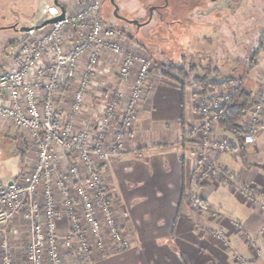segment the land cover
I'll use <instances>...</instances> for the list:
<instances>
[{
	"label": "built area",
	"instance_id": "built-area-1",
	"mask_svg": "<svg viewBox=\"0 0 264 264\" xmlns=\"http://www.w3.org/2000/svg\"><path fill=\"white\" fill-rule=\"evenodd\" d=\"M95 9L90 6L41 29L25 31L26 37L10 50L7 61L0 62V126L9 124L25 135L36 152L35 163L24 177L0 179L2 264H13L4 228L14 218L28 224V264L46 260L47 264H64L61 247L75 249L73 253L87 262L90 238L102 249L103 231L111 251H121L129 244L113 215L101 166L124 150L137 105L145 94L150 60L124 50L113 27ZM60 13L56 5H40L33 25ZM112 71L119 88L107 94L106 83L99 78ZM70 85H75L72 102L64 110L58 102ZM92 90L102 102L86 114V98ZM257 93L241 126L246 144L256 141L258 123L264 122V75ZM230 95L220 94L213 103L203 96L198 102L202 124L194 142L200 178L231 176L214 160L215 154L230 150V141L213 133L214 109ZM234 186L237 193L256 200L253 186ZM62 217L68 223L65 236L59 234Z\"/></svg>",
	"mask_w": 264,
	"mask_h": 264
},
{
	"label": "crops",
	"instance_id": "crops-1",
	"mask_svg": "<svg viewBox=\"0 0 264 264\" xmlns=\"http://www.w3.org/2000/svg\"><path fill=\"white\" fill-rule=\"evenodd\" d=\"M208 8L195 9L191 18L194 14L210 15L205 12ZM183 24H186L185 29L191 28L190 21ZM221 28L224 32V25ZM180 42H175L174 55L179 54L184 62L190 51L182 39ZM14 47L11 45L9 49ZM260 53L261 61L259 59L257 67L250 72L253 89L264 75L263 48ZM217 55L219 57L220 53ZM218 71L216 66L211 70L213 74H219ZM225 72L222 78L227 76L229 68ZM110 83L113 90L119 88L115 74ZM74 86L66 87L58 102L61 109L69 108ZM230 87H214L203 94L195 83L181 85L157 71L150 74L125 140V149L111 158L102 175L104 187L111 193L112 209L118 220L125 221L122 228L129 244L124 251L98 259L95 264H185L183 258L186 264H238L237 256L250 264H264V205L258 195L264 190V156L260 163L254 155L259 147L260 132L254 143L245 145L246 163L236 150L219 154L217 160L231 173L230 177L226 174L203 179L197 171L194 138L202 124L198 102L205 96L213 103ZM90 93L86 98L87 106H91L93 99L98 101L96 91ZM214 131L234 141L217 124ZM0 134L19 141L24 164L17 173L0 179L24 177L36 160L32 143L9 124L0 126ZM181 140L183 144H179ZM4 144L0 137V160ZM235 182L253 186L258 195L255 202L239 197L233 187ZM191 196L200 200L199 210L191 206L188 200ZM233 222H237L238 227ZM4 229L12 263L28 264L25 256L29 236L27 222L14 218ZM216 231L223 234L226 244L213 237Z\"/></svg>",
	"mask_w": 264,
	"mask_h": 264
},
{
	"label": "rangeland",
	"instance_id": "rangeland-1",
	"mask_svg": "<svg viewBox=\"0 0 264 264\" xmlns=\"http://www.w3.org/2000/svg\"><path fill=\"white\" fill-rule=\"evenodd\" d=\"M116 1L118 4V10L120 15L126 20H136L138 22H142L143 19L146 18L145 16L148 9L147 7L142 6L138 4L136 1H131V0L130 1L116 0ZM46 3L52 4L53 2L52 0H0V25L3 26L8 23H16V22L24 26L25 24L27 25L34 24L33 23L34 15L36 14L39 6L40 5L43 6ZM68 4L71 7V11L76 12L77 7L75 6L74 2ZM211 5L212 3L210 2L208 4V7ZM195 9L196 8L183 7L180 10L179 16L184 17L185 14L191 11H195ZM67 12H69V9H67ZM205 12L209 13L210 15H206L207 17L206 16L203 17V16H196L194 14L195 17L189 19V21L191 22L190 29H185L183 27L178 26L177 24H173V28L171 32L173 33V35L176 36V37L174 36L173 38L169 36L170 34L169 30L163 29L162 26L152 21L150 23H145L141 25V27L139 28L133 24H129L126 22H121V23L115 22L112 19V17L109 16V13L110 14L112 13L110 11V7L108 6V4L102 7L101 14L103 16L104 22L116 28L117 30H120L122 26L124 27L127 26L131 30H135V29L140 30L137 34L138 39L139 40L146 39L151 48L156 47L155 41L157 39L162 41L163 46L165 47L167 46V48L170 49L172 48L176 49L175 42H178L180 44L181 39L185 42V46L189 49L190 54L187 55V60L184 59L186 60L184 62L183 60H180L179 54L174 55V52H172L170 49H168L169 50L167 52L168 55L166 56L165 55L162 56V54H154L149 49H147V52L149 54L133 55L136 57L149 58L150 71L148 76H150V74L155 71L159 73V71L156 69L157 62L173 63L178 66L185 65L187 67L191 65H196V66L198 65L200 70L203 69L204 71L206 72L208 71L209 73L215 66H217L219 69L218 71L219 74L218 75L216 74V76H218V78L220 77V75H221L220 78H222L223 73H226L225 70L228 68L230 70L231 69L234 70L233 74L235 76L241 75V71H243L244 67L246 66L247 60L251 58V53H253L254 50H257V48L262 49V45L264 44V35H263L264 34V0H221L220 2H217L215 5H213L211 9L209 7L208 10H206ZM206 13H204V15ZM197 17H203V18L197 20L198 19ZM222 25H224V32L222 31L223 29L221 28ZM228 29H229V34L227 33ZM25 37H26L25 32H19V31L13 32V30L8 28L7 29L0 28V62H2V60L4 59L7 61V57L10 56L9 52L11 49L9 48H11V42L13 40H15V42H20ZM120 37L121 40L131 43V40L128 39L127 36L121 35ZM217 53L218 54L220 53L219 57ZM260 56L261 53L258 55L257 59L258 60L260 59L261 61ZM107 57H105L104 59L107 60L108 59ZM113 79H114V71L110 72V74H107L104 77L102 76L99 78V80H103L106 83L108 91L105 93L107 94L109 91L111 92L113 90L112 89L113 87L111 86L110 83V80ZM248 88L249 89L254 88L252 73L248 74ZM257 88L258 85L255 89H253L252 102L257 97L258 94ZM233 89L234 86L230 87L227 90V92H230V94L232 95ZM90 95L93 94L90 93ZM93 102L96 103L94 104ZM101 102L102 101L100 102L97 100L95 101V99L91 100L90 101L91 106H88V111L86 114H92V112L96 110L97 105H99ZM248 116L249 114H246L243 117V119L240 122V126L245 124ZM258 124L260 125V129H259L260 133L258 132L259 138L257 139V145L259 147L254 155L257 156V160H259V162L262 163L263 162L262 159L264 156V122L263 124H261V122H259ZM213 130H214V126H213ZM213 133L215 134L216 137L219 138L225 137L226 139H228L224 135L215 133V131ZM0 137L5 142L4 154L2 155L0 160V177H4L9 174H15L22 169L24 165L22 162L23 149L18 140L10 138L9 136L5 137V135L2 134H0ZM195 138L197 139V136ZM229 141L231 148L226 152H231L232 150L234 151L236 150L237 151L236 153L240 155L239 149H234L232 147L235 144V140L234 141L229 140ZM183 143L179 142V144H183ZM226 152H222V153H226ZM222 153L219 152L215 154L214 160H217L219 154ZM110 160L111 158L108 159L106 163L101 166L102 175H103L104 167L107 165V163ZM209 177L217 178L219 176L210 175V176H206L205 178H209ZM102 184L104 186L103 181ZM234 185H237L239 187L240 184L235 182V184H233V187H235ZM106 191L108 192L112 202L111 193L108 191V189H106ZM255 191L257 192V190ZM236 194L239 197L243 198L246 202H255L245 198L242 194H239L237 192ZM260 194L258 195L262 198V204L264 205V190L263 192L260 191ZM188 200L191 206L195 210H199L201 208L200 200H198L194 196H191ZM113 215L117 223L120 224L121 227H124L125 226L124 219L118 220L114 213V209H113ZM213 215H217V213L213 212ZM61 221L62 222L60 223L59 234L60 236H65L67 233L68 223H66L64 217H62ZM238 225L239 224L235 225L234 223V226L238 227ZM102 234H103V244H104L102 249L98 247L96 243V239L90 238V244L92 245L90 248L91 259L87 262L84 261V259L78 257L76 254L69 253L70 250L65 249V247H61L62 259L64 264H95V262L98 259H104L113 253L120 252V251H116V252L111 251V249L109 248V244H108L109 241L106 236V232L103 231ZM218 234H221V236L224 238L223 234L217 231L214 232L212 235L214 238H217L220 241L224 242L225 238L224 239L222 237L219 238L217 236ZM26 242L28 243V238ZM226 242L224 243L226 244ZM124 250L125 248L121 250V252ZM3 256H4V251L0 245L1 264L3 260ZM236 261L238 264H243V262H246V264H250L247 260H245L240 256L236 257ZM44 264H47V260L46 262H44Z\"/></svg>",
	"mask_w": 264,
	"mask_h": 264
},
{
	"label": "trees",
	"instance_id": "trees-1",
	"mask_svg": "<svg viewBox=\"0 0 264 264\" xmlns=\"http://www.w3.org/2000/svg\"><path fill=\"white\" fill-rule=\"evenodd\" d=\"M18 43L16 42L14 45ZM262 48H264V44ZM260 51L261 49L257 48V50L251 53V58L247 60L246 66L241 71V75L235 76L233 74L234 70L229 69V73L224 78H218L212 72L200 70L198 65L187 67L185 65L178 66L173 63L164 62H157L156 65V69L163 77L181 85L188 82L195 83L200 87L203 94L214 87L234 86L233 94L227 100H223L214 109V119L218 127L234 138L235 144L232 147L239 149L244 163H246L245 130L240 126V122L252 105L253 90L248 88V74L257 67V57ZM73 252L75 253L76 250L72 248L69 253L74 254ZM183 261L186 264L184 258Z\"/></svg>",
	"mask_w": 264,
	"mask_h": 264
},
{
	"label": "flooded vegetation",
	"instance_id": "flooded-vegetation-1",
	"mask_svg": "<svg viewBox=\"0 0 264 264\" xmlns=\"http://www.w3.org/2000/svg\"><path fill=\"white\" fill-rule=\"evenodd\" d=\"M123 1H130V0H123ZM131 1H136L138 4L147 7V13H146V18L143 19L142 22H138L136 20H126L125 18H123L118 10V4L116 0H57V4H54V0H52V4L56 5L57 7L60 8H64L65 10V16L67 17H71L73 16L77 11L85 9L87 7L90 6H95V12L96 15L102 20H103V16L101 14L102 11V7L106 4H108V6L110 7V11L112 14L109 13V16L112 17V19L117 22V23H121V22H126L129 24H133L136 27H141V25L145 24V23H150L155 22L157 24H159L160 26H162L163 29L169 30L170 34L169 36L171 38H173L175 35H173L172 28H173V24H177L180 27H185V25L182 23H187V21L189 22V19L191 18V14L194 11H191L187 14H185L184 17L179 16L180 10L185 7V8H196L197 7H202V9L204 8H208V4L211 2L212 5H215L217 2L221 1V0H131ZM202 1V2H201ZM74 2L76 8V12H72L71 11V7L69 6L68 3ZM207 6V7H206ZM209 6V7H211ZM204 7V8H203ZM67 9H69V12H67ZM178 14V15H177ZM33 15V14H32ZM24 25H21L19 23H8L6 25H0V28H5V29H11L13 30V32H25V31H21L20 28L23 27ZM25 26H33V24L31 25H27L25 24ZM113 29L115 30L116 34L118 35L120 42L124 48V50L129 51L131 53H136V54H149L147 52V49H149L152 53L154 54H165L167 53L170 48H167V46H163L162 41L161 40H156L155 44L156 47L155 48H151L148 44V41L145 40H139L138 39V32L140 30L135 29V30H131L129 29L127 26L124 27L122 26V28L120 30H117L116 28L113 27ZM121 35L127 36L128 39L131 40V44L132 45H128V43L130 44V42H126L121 40ZM134 40V41H133ZM15 40H13L11 42V45H14ZM172 52L176 53L175 49L172 48L170 49Z\"/></svg>",
	"mask_w": 264,
	"mask_h": 264
},
{
	"label": "water",
	"instance_id": "water-1",
	"mask_svg": "<svg viewBox=\"0 0 264 264\" xmlns=\"http://www.w3.org/2000/svg\"><path fill=\"white\" fill-rule=\"evenodd\" d=\"M54 4H57V0H54ZM64 18H65V10H64V8H61L60 15L52 17V18H48V19L42 21L41 23L33 25V26H23L20 28V30L21 31H29L31 29H41L49 23H52V22H55V21H58V20H61Z\"/></svg>",
	"mask_w": 264,
	"mask_h": 264
}]
</instances>
